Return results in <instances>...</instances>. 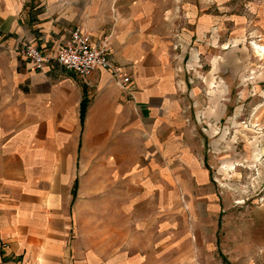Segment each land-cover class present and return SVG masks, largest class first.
Here are the masks:
<instances>
[{
  "label": "crops",
  "instance_id": "obj_1",
  "mask_svg": "<svg viewBox=\"0 0 264 264\" xmlns=\"http://www.w3.org/2000/svg\"><path fill=\"white\" fill-rule=\"evenodd\" d=\"M222 1L0 0V264H264V210L223 206L191 80L223 70ZM76 27L128 90L18 53Z\"/></svg>",
  "mask_w": 264,
  "mask_h": 264
},
{
  "label": "rangeland",
  "instance_id": "obj_2",
  "mask_svg": "<svg viewBox=\"0 0 264 264\" xmlns=\"http://www.w3.org/2000/svg\"><path fill=\"white\" fill-rule=\"evenodd\" d=\"M221 21V44L212 48L222 51L223 70L191 80L205 87L199 113L217 124L210 148L223 206L244 223L264 210V0H223Z\"/></svg>",
  "mask_w": 264,
  "mask_h": 264
},
{
  "label": "built area",
  "instance_id": "obj_3",
  "mask_svg": "<svg viewBox=\"0 0 264 264\" xmlns=\"http://www.w3.org/2000/svg\"><path fill=\"white\" fill-rule=\"evenodd\" d=\"M18 53L37 71L56 62L81 78H87L98 70L107 71L123 90H128L132 82L131 77L112 62L106 41L95 45L90 36L79 27L71 31L68 42L55 54L30 43L23 44Z\"/></svg>",
  "mask_w": 264,
  "mask_h": 264
},
{
  "label": "trees",
  "instance_id": "obj_4",
  "mask_svg": "<svg viewBox=\"0 0 264 264\" xmlns=\"http://www.w3.org/2000/svg\"><path fill=\"white\" fill-rule=\"evenodd\" d=\"M87 107H88V104L85 100L82 102V105H81V121H82V124H84V122H85Z\"/></svg>",
  "mask_w": 264,
  "mask_h": 264
}]
</instances>
